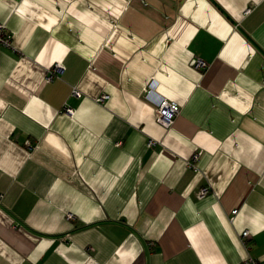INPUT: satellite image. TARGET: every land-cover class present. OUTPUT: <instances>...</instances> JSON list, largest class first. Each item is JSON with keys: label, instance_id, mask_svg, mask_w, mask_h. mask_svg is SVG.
Wrapping results in <instances>:
<instances>
[{"label": "crops", "instance_id": "crops-1", "mask_svg": "<svg viewBox=\"0 0 264 264\" xmlns=\"http://www.w3.org/2000/svg\"><path fill=\"white\" fill-rule=\"evenodd\" d=\"M0 22V264H264V0H0Z\"/></svg>", "mask_w": 264, "mask_h": 264}, {"label": "built area", "instance_id": "built-area-1", "mask_svg": "<svg viewBox=\"0 0 264 264\" xmlns=\"http://www.w3.org/2000/svg\"><path fill=\"white\" fill-rule=\"evenodd\" d=\"M250 10L251 9L248 7L246 9V12H249ZM0 45L10 46V47L12 46V34L7 28L6 24L2 22H0ZM190 64L198 70H204L208 67V61L196 54L192 55L190 59ZM61 68L62 66L60 64H57L54 67V70L57 71V70H60ZM154 85H155V81H152L150 85L148 86V88L146 89L148 97ZM72 93L74 96H77V97H80L82 95V92L79 91L78 89H73ZM105 97L106 96L104 95L101 98V100ZM155 105H156L155 117H156L157 122L166 128L171 127V125L175 121V118L181 111L180 103L177 100L167 99L163 97L155 101ZM65 111L69 114H73L74 109H72L71 107H67ZM120 143L121 141L118 142V144ZM153 143L154 142L152 140L149 142L150 145H152ZM197 158H198V153L194 155L192 162H190V166L194 167L193 161H195ZM208 192H209V188L203 187L202 189H200L198 195L199 197H204ZM233 213L234 214L237 213V210H234ZM67 217L69 219H72L74 218V215L72 213H68ZM248 235H249L248 230L242 233L243 238H246ZM254 264H257V263H254Z\"/></svg>", "mask_w": 264, "mask_h": 264}]
</instances>
